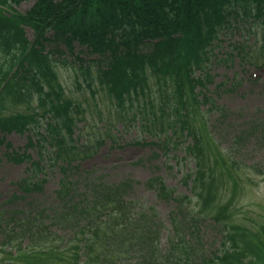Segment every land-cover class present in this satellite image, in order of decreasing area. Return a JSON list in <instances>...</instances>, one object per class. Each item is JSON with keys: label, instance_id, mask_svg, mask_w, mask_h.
I'll list each match as a JSON object with an SVG mask.
<instances>
[{"label": "trees", "instance_id": "obj_1", "mask_svg": "<svg viewBox=\"0 0 264 264\" xmlns=\"http://www.w3.org/2000/svg\"><path fill=\"white\" fill-rule=\"evenodd\" d=\"M23 1L0 0V128L30 131L36 158L15 154L29 166L20 194L10 198L21 203L0 209V264H264V226L247 229L228 212L241 178L230 147L220 148L204 120V113L225 112L207 93L214 63H264V0H35L25 13ZM244 24L249 31L241 34L253 42L217 55L224 37ZM82 50L97 57L84 59ZM69 60L83 76L81 83L76 75L82 91L75 96L55 69ZM101 104L110 106L106 117ZM94 108L105 135L114 136L116 119L138 121L152 145L166 147L165 162L187 171L190 195L161 176L146 183L173 204L169 224L137 195L139 181L112 182L82 168L81 154L103 143L76 134L79 123L96 121L87 117ZM187 136L194 141L183 159L178 150ZM54 168L58 187L43 199ZM218 183L231 185L227 203ZM207 224L218 231L213 249Z\"/></svg>", "mask_w": 264, "mask_h": 264}, {"label": "rangeland", "instance_id": "obj_2", "mask_svg": "<svg viewBox=\"0 0 264 264\" xmlns=\"http://www.w3.org/2000/svg\"><path fill=\"white\" fill-rule=\"evenodd\" d=\"M34 2L35 0L23 1L18 10L26 12L33 6ZM247 31L249 29L244 24L234 33L233 37H224V43L216 51V54L225 55L223 52L233 42L245 40L252 43L253 36L241 34ZM26 33L28 38L32 39V30L26 28ZM73 64H76L73 60H69L67 64L58 62L55 69L66 89L75 96L82 91V87L75 82L76 75L81 83L83 76ZM212 75L214 81L208 86V93L216 100L217 105L226 112L223 115L224 119L220 120L222 117L220 112L214 110L208 114L207 120L212 132L218 138V142H221L220 148L230 147L232 152L230 154L235 159L232 158V160L236 161L237 173L241 178L237 195L230 204L228 212L237 218L238 222L242 223L245 228L256 229L264 226V63H259L257 67L249 63L242 65L238 59L233 62H216L212 66ZM222 82H225V85L219 88L218 85ZM86 95L91 96L88 90H86ZM22 105L19 106V109L24 111L25 105ZM204 108L205 106H203ZM99 111L103 117H106L110 111V106L101 104ZM87 117L89 120L94 119L96 121L84 128H82L83 123H80L79 127L82 128L84 138L94 143L101 135L97 128L104 131V125L101 123L99 112L96 110ZM200 122L199 120V125ZM134 123L137 124V121ZM114 128V138L106 137L104 143L91 152L89 156L84 153L81 154L79 160L82 168L103 171L102 173L113 182L128 177L140 181L141 185L138 187L137 195L146 203L157 207L161 213V218L168 223L173 204L169 201H160L156 196V191L148 188L146 182L152 176L162 175L170 187L188 195L191 194V185H185V180L181 181L183 173L177 172L175 167L169 164L171 161L165 162L166 147L160 143L159 146L146 145L145 142L156 141L150 139L146 136L147 134L135 126L123 127L117 119L114 121ZM0 137L4 138V143L0 144V207H3L5 201L18 190L16 183L27 175L28 166L26 162L15 163L10 161L5 153L7 150L10 153L23 151L27 143L30 142V131L19 133L16 131L4 132L0 129ZM236 138H241L238 144L234 143ZM193 141L192 136L185 137L183 139L185 144L179 148L178 154L182 156ZM83 145L78 141L79 147ZM8 146L12 147V151ZM19 153L36 156L33 149ZM156 154L157 156H155ZM189 167H193V165L189 163ZM52 170L55 171L56 168ZM52 174L58 176L56 173ZM226 182L233 184L231 181ZM217 186L221 203H227L230 200L231 185L222 186V183H218ZM56 187L57 179H53L45 186L44 198H52ZM6 205H8L7 208L11 207L9 202ZM206 226L208 241L212 243L211 249H213V243L218 240L215 238L218 231L211 224ZM166 238L167 232L163 235V241ZM4 264H22V261Z\"/></svg>", "mask_w": 264, "mask_h": 264}]
</instances>
